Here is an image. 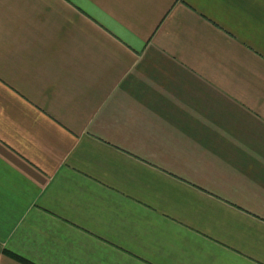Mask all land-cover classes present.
<instances>
[{
  "label": "crops",
  "instance_id": "crops-1",
  "mask_svg": "<svg viewBox=\"0 0 264 264\" xmlns=\"http://www.w3.org/2000/svg\"><path fill=\"white\" fill-rule=\"evenodd\" d=\"M0 264H264V0H0Z\"/></svg>",
  "mask_w": 264,
  "mask_h": 264
},
{
  "label": "trees",
  "instance_id": "trees-1",
  "mask_svg": "<svg viewBox=\"0 0 264 264\" xmlns=\"http://www.w3.org/2000/svg\"><path fill=\"white\" fill-rule=\"evenodd\" d=\"M1 251H3L4 253H6V254H8V255H10V256H12V257H14L15 259H17V260H19V261H21V262H27L25 259L21 258L20 256L11 253V252H9L8 250H3V249L1 248V246H0V252H1Z\"/></svg>",
  "mask_w": 264,
  "mask_h": 264
}]
</instances>
